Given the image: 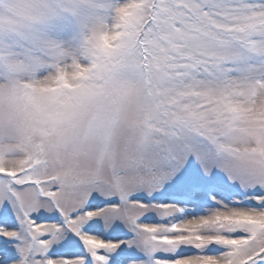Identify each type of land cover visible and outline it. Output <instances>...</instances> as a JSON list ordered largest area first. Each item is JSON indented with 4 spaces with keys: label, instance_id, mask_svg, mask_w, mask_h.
<instances>
[{
    "label": "snow or ice",
    "instance_id": "snow-or-ice-1",
    "mask_svg": "<svg viewBox=\"0 0 264 264\" xmlns=\"http://www.w3.org/2000/svg\"><path fill=\"white\" fill-rule=\"evenodd\" d=\"M0 264H264V0H0Z\"/></svg>",
    "mask_w": 264,
    "mask_h": 264
}]
</instances>
